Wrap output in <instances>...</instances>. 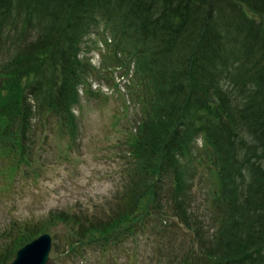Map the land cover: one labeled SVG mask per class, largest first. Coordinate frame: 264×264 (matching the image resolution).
<instances>
[{"label":"trees","instance_id":"trees-1","mask_svg":"<svg viewBox=\"0 0 264 264\" xmlns=\"http://www.w3.org/2000/svg\"><path fill=\"white\" fill-rule=\"evenodd\" d=\"M91 35L112 64L108 88L123 99L124 81L142 116L125 142L124 204L95 221L65 213L69 236L81 224L84 237L96 234L82 244L104 248L146 228L172 243L181 221L196 232L183 169L203 164L212 242L197 238L180 263L264 264V0H0V91L13 94L0 103V157L24 155L35 116L72 131L79 87L88 93L95 72L83 56ZM44 228H6L0 264Z\"/></svg>","mask_w":264,"mask_h":264},{"label":"rangeland","instance_id":"rangeland-1","mask_svg":"<svg viewBox=\"0 0 264 264\" xmlns=\"http://www.w3.org/2000/svg\"><path fill=\"white\" fill-rule=\"evenodd\" d=\"M243 11L249 18L259 20L251 17L246 8ZM98 32L97 29L95 33ZM91 41L102 48L95 35L85 42L83 56L97 68L85 76L86 82L92 84L89 92L83 95L78 91L72 131L61 129L54 118H43L35 121L29 149L23 156L16 152V155L0 157V249L10 240L4 237L6 228L15 223H29L44 226L39 235L49 234L52 238L47 264H181L185 251L197 250V238L205 245L212 242L211 221H215V216L210 204L203 205L213 196L212 181L203 164H191L183 169L182 194L191 204L188 212L202 227L196 232L194 227L189 228L181 221V227L175 230L176 238L170 240L172 243L164 236L149 233L146 228L99 248L82 244L93 239L96 235L93 231L91 236L84 237L87 234L80 231V224L70 237L65 228L62 219L65 213L95 221V216L110 214L111 207L119 208L118 205L124 204L123 191L130 185L127 171L133 162L128 157L125 142L142 116L139 105L130 101L122 87L124 81L119 85L120 92L127 96H123L124 100L115 92L111 93L112 90L106 92L107 84L103 80L109 77L112 64L106 54L105 57L98 55ZM116 80L121 78L116 76ZM12 96L10 88L5 86L0 91V103ZM194 144L193 151L197 153L202 149L201 141L197 139ZM14 161L16 171L9 169ZM49 216H53L56 223H47Z\"/></svg>","mask_w":264,"mask_h":264},{"label":"water","instance_id":"water-1","mask_svg":"<svg viewBox=\"0 0 264 264\" xmlns=\"http://www.w3.org/2000/svg\"><path fill=\"white\" fill-rule=\"evenodd\" d=\"M51 245V237L48 234H42L20 248L9 264H46L49 259Z\"/></svg>","mask_w":264,"mask_h":264}]
</instances>
